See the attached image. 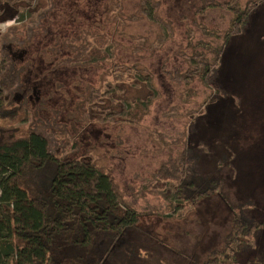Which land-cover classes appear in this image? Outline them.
<instances>
[{
  "label": "rangeland",
  "instance_id": "obj_1",
  "mask_svg": "<svg viewBox=\"0 0 264 264\" xmlns=\"http://www.w3.org/2000/svg\"><path fill=\"white\" fill-rule=\"evenodd\" d=\"M125 1L118 47L106 41L110 49L100 65L78 67L65 63L76 57L69 48L111 32L104 22L109 0H0V79L8 65L17 72L20 91L15 83L4 94L21 109L0 124L34 130L48 138L57 156L91 162L142 213L138 229L123 238L97 236L90 252H79L85 262L202 264L223 247L232 207L250 200L257 206L248 215L262 229L240 261H253L264 251V4L251 20L252 43L234 26L223 66L201 78L187 74V32L195 44L204 42L197 50L211 56L233 14L216 9L197 15L199 0H161L169 33L150 21L143 0ZM136 65L151 74L152 84L137 79ZM87 100L89 113L82 116L79 107ZM135 100L150 107L143 118L145 107L135 109L136 124L129 120ZM186 143L201 158L199 172L224 181L225 197L195 204L177 199L178 181L162 170L180 163ZM29 181L40 187L46 177L31 172ZM153 211L161 215L147 213ZM74 255L64 243L56 250L60 260Z\"/></svg>",
  "mask_w": 264,
  "mask_h": 264
},
{
  "label": "trees",
  "instance_id": "obj_2",
  "mask_svg": "<svg viewBox=\"0 0 264 264\" xmlns=\"http://www.w3.org/2000/svg\"><path fill=\"white\" fill-rule=\"evenodd\" d=\"M125 3V0H109L104 22L111 32L94 38V42L82 38L80 46L76 44L69 48L74 50L76 57L66 59L65 63L78 67L100 65L110 49L106 41L114 44L115 48L120 44L116 37L126 26ZM143 3V11L148 13L150 21L172 32V25L161 18V0H143ZM260 4H264V1L248 0L242 6L239 0L228 3L199 0L197 15L227 9L234 18L222 38V44L211 49V56L197 50V46L204 42L197 40L195 44L188 30V47H192V53L187 56L190 65L187 74L204 78L223 66L225 49L234 39V26H238L240 36L252 43L248 39L254 35L251 29L255 26H251V20L258 13ZM259 12L262 13L260 17L264 18V9ZM262 28L264 33V23ZM65 43L71 42L65 40ZM240 54L246 55L242 51ZM114 67L115 70L121 69L119 65ZM5 69V76L0 79L2 122L15 117L21 110L10 96L4 94V90L12 92L11 85L15 83V91H20L16 78L18 74L12 66L8 65ZM132 70H136L137 79L152 84V76L145 67L136 65ZM217 93L229 97L225 90ZM140 104L145 107L142 118L150 112L149 104L133 101L132 105L136 106L131 110V123H138L139 112H135V109L142 110ZM88 106V100L80 105L82 116L89 113ZM200 159L186 143L180 163L171 171L162 170L164 177L178 181L177 199L180 202L195 204L216 195L225 197V184L221 178L206 177L199 172ZM31 172L45 175L43 186L33 187L29 181ZM256 206L250 200L232 207L231 229L223 247L209 252L202 264H242L240 257L243 250L251 246L255 235L262 229V224L248 215V211ZM147 213L161 215L155 211ZM141 218V212L124 202L109 174L87 160L57 156L51 150L48 138L41 133L0 124V264H90L80 256V251L90 252L97 236H110L113 240L123 238L128 232L138 229ZM62 243L74 250L73 257L57 258L56 250ZM245 264H264V251Z\"/></svg>",
  "mask_w": 264,
  "mask_h": 264
}]
</instances>
